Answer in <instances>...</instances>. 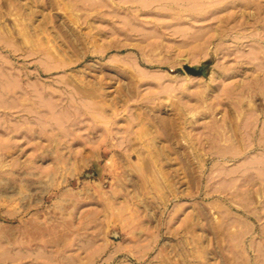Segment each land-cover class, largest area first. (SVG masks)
I'll return each mask as SVG.
<instances>
[{
	"label": "rangeland",
	"instance_id": "obj_1",
	"mask_svg": "<svg viewBox=\"0 0 264 264\" xmlns=\"http://www.w3.org/2000/svg\"><path fill=\"white\" fill-rule=\"evenodd\" d=\"M252 1L0 0V264H264Z\"/></svg>",
	"mask_w": 264,
	"mask_h": 264
},
{
	"label": "bare ground",
	"instance_id": "obj_2",
	"mask_svg": "<svg viewBox=\"0 0 264 264\" xmlns=\"http://www.w3.org/2000/svg\"><path fill=\"white\" fill-rule=\"evenodd\" d=\"M231 1V0H230ZM251 2H253L252 0H250V3ZM249 3V4H250ZM217 4H219V2L217 3ZM216 4V5H217ZM248 4V5H249ZM253 4V3H252ZM252 4H250V5H252ZM221 5V4H220ZM257 5V4H256ZM259 7V6H258ZM252 8V7H251ZM260 9V8H259ZM263 9V8H262ZM245 9H243V13L240 15V17L242 16V17H244L245 18V21H246V19L247 20H250V18L252 17V15L254 14H252L251 15V13H252V10H251V13L250 14H248L247 12H246V10L244 11ZM240 11V13H241V11H242V9L241 10H239ZM256 11V10H255ZM250 12V11H249ZM257 12V11H256ZM257 14V13H256ZM256 14H254V15H256ZM216 17V16H215ZM253 17H255V16H253ZM237 18H239V15H238V17ZM257 18V17H256ZM263 19V18H262ZM229 20V19H228ZM255 21V20H254ZM253 21V22H254ZM257 21H258V19H257ZM256 21V22H257ZM262 21V20H261ZM221 22V21H220ZM228 22V21H227ZM230 22V21H229ZM233 22V21H232ZM253 22H252V25H253ZM260 22V21H259ZM262 22H264V21H262ZM262 22H261V24H262ZM245 24V23H244ZM243 25V24H242ZM240 26H241V24H240ZM181 28V27H180ZM190 29V28H189ZM234 29V28H233ZM187 30V29H186ZM225 31V30H224ZM256 32V31H255ZM201 37V36H200ZM204 52V51H203ZM256 53V52H255ZM255 53H253V54H255ZM239 54V53H238ZM241 54H242V52H241ZM244 54H242L241 56H243ZM238 57V56H237ZM255 58H253V60H254ZM257 59V58H256ZM243 68V67H242ZM241 68V69H242ZM263 69V68H262ZM255 79V78H254ZM259 79V78H258ZM214 81V80H213ZM261 81V80H260ZM254 83L256 84V82L254 81ZM235 85V84H234ZM238 84H236V87H238L237 86ZM259 85V84H258ZM252 86V85H251ZM255 86V85H254ZM204 87V86H203ZM247 87V86H246ZM250 87V86H249ZM263 87V86H262ZM203 90V89H202ZM234 91L236 90V91H238L237 89H233ZM260 91V90H259ZM203 92V91H202ZM252 94V93H251ZM236 96V95H235ZM248 96V95H247ZM237 97V96H236ZM250 98H251V96H250ZM207 99V98H206ZM251 99H253V96H252V98ZM25 101V100H24ZM15 104V103H14ZM26 108V107H25ZM31 108V107H30ZM191 109V108H190ZM214 111V110H213ZM252 112V111H251ZM256 114V113H255ZM193 117V116H192ZM227 123V122H226ZM252 123V122H251ZM31 124V123H30ZM227 128H228V130H230L231 131V126H232V130H233V132H234V134H235V132H236V129H234V126H235V124L234 123H227ZM47 127V126H46ZM17 128V127H16ZM44 128V127H43ZM220 129H222V131H220V133H221V137L223 138V140L222 141H225V142H231V144H233V145H235L236 144V142H237V140H236V138H235V136H234V134L231 136L230 135V137H228L227 136V134H226V129H225V127H224V125H223V127L222 128H220ZM248 136V135H247ZM220 136H219V138H221ZM228 138H230V139H228ZM219 140V139H218ZM221 141V140H220ZM230 147H232V145L230 146ZM1 149H3V148H1ZM227 150V149H226ZM223 151H224V149H223ZM228 151V150H227ZM226 152V151H225ZM254 164V163H253ZM251 165V164H250ZM262 165V164H261ZM264 166V165H263ZM264 180V179H263Z\"/></svg>",
	"mask_w": 264,
	"mask_h": 264
}]
</instances>
